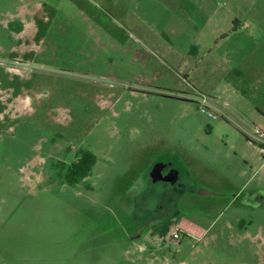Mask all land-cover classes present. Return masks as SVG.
I'll return each instance as SVG.
<instances>
[{
  "label": "rangeland",
  "instance_id": "obj_1",
  "mask_svg": "<svg viewBox=\"0 0 264 264\" xmlns=\"http://www.w3.org/2000/svg\"><path fill=\"white\" fill-rule=\"evenodd\" d=\"M77 2L0 0V264H264V0ZM175 185L161 212L210 226L181 249L149 221Z\"/></svg>",
  "mask_w": 264,
  "mask_h": 264
},
{
  "label": "crops",
  "instance_id": "obj_2",
  "mask_svg": "<svg viewBox=\"0 0 264 264\" xmlns=\"http://www.w3.org/2000/svg\"><path fill=\"white\" fill-rule=\"evenodd\" d=\"M69 3L72 4V6L75 8L78 4L77 0H66ZM104 1V2H103ZM84 4H86L90 9L97 11L98 16H101L102 18L106 19H113V9L114 5H118L120 3V0H83ZM45 3V2H44ZM82 4V3H81ZM39 5V4H37ZM85 5V6H86ZM84 6L83 16L85 19H90L89 16L86 14L88 12V8ZM125 5H123L124 7ZM18 10L11 12L10 22H17L19 21L20 24H22L21 30H18V35H25L31 33V26H36L35 17L37 16V10L36 8L32 9L28 3H25L23 1V5L17 7ZM145 9L146 13H151V6L148 4ZM68 16L71 17V13H68ZM135 19H141V16L137 13H134L133 15ZM33 32V31H32ZM176 223L174 225L178 226L182 233L184 234L183 239L178 243L179 249H181L182 243L185 240L187 244H192L193 242H198L199 240L203 239L205 235L207 234L210 226H202L200 224H197L193 221H190L188 219H181L179 221H175Z\"/></svg>",
  "mask_w": 264,
  "mask_h": 264
},
{
  "label": "flooded vegetation",
  "instance_id": "obj_3",
  "mask_svg": "<svg viewBox=\"0 0 264 264\" xmlns=\"http://www.w3.org/2000/svg\"><path fill=\"white\" fill-rule=\"evenodd\" d=\"M4 102H7V101L2 96H0V103H4ZM155 164H158V166L154 167L157 169L156 174H155L156 177L164 179V180H171L175 184L176 183L181 184L182 182L180 181L181 171L178 167H176L174 164H172L169 161L167 162L160 161V162L154 163L153 166ZM152 170H154L153 167H152ZM175 186H172L170 189H166L160 193V197H159L160 203L157 205L158 209L156 208L159 211H156L154 214L153 212L149 214V217H150L149 221H160L161 222L162 232L167 224H169L170 226L173 222H175L174 218H171L168 212L166 213L167 209L165 213L164 212L162 213L160 210L161 207L165 209L167 208V206H169L167 201L168 199L172 198V194L177 191L178 185H175Z\"/></svg>",
  "mask_w": 264,
  "mask_h": 264
},
{
  "label": "trees",
  "instance_id": "obj_4",
  "mask_svg": "<svg viewBox=\"0 0 264 264\" xmlns=\"http://www.w3.org/2000/svg\"><path fill=\"white\" fill-rule=\"evenodd\" d=\"M178 161V159L174 158L169 162L174 164L179 169H181V167L184 169V167L181 165V162ZM95 162L96 157L93 153L88 150L79 149L75 155V160L68 165V170L65 175L66 181L69 184L79 183L91 173L92 167L94 166ZM184 171H186V169H184ZM168 228L169 224L165 226L162 233H166L168 231Z\"/></svg>",
  "mask_w": 264,
  "mask_h": 264
},
{
  "label": "built area",
  "instance_id": "obj_5",
  "mask_svg": "<svg viewBox=\"0 0 264 264\" xmlns=\"http://www.w3.org/2000/svg\"><path fill=\"white\" fill-rule=\"evenodd\" d=\"M203 113H207L210 117L215 118L216 116L213 113H210L206 111L205 109H202ZM184 237V234L180 230V228L176 225L171 226V228L165 233L164 239L169 240L173 243H179Z\"/></svg>",
  "mask_w": 264,
  "mask_h": 264
}]
</instances>
